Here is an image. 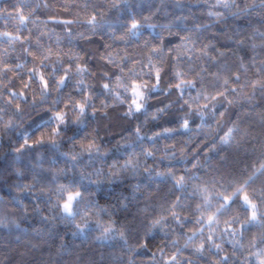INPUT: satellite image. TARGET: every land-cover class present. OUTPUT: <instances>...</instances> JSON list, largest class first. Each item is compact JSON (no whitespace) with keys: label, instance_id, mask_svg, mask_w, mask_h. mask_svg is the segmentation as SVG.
I'll return each instance as SVG.
<instances>
[{"label":"clouds","instance_id":"1","mask_svg":"<svg viewBox=\"0 0 264 264\" xmlns=\"http://www.w3.org/2000/svg\"><path fill=\"white\" fill-rule=\"evenodd\" d=\"M0 264H264V0H0Z\"/></svg>","mask_w":264,"mask_h":264}]
</instances>
